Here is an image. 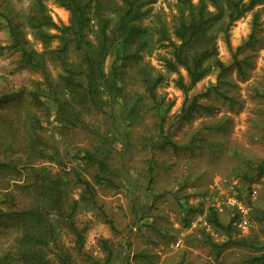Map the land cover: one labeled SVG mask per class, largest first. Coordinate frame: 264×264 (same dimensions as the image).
Returning <instances> with one entry per match:
<instances>
[{
	"label": "rangeland",
	"instance_id": "rangeland-1",
	"mask_svg": "<svg viewBox=\"0 0 264 264\" xmlns=\"http://www.w3.org/2000/svg\"><path fill=\"white\" fill-rule=\"evenodd\" d=\"M38 1L0 0V115L12 125L19 115L34 111L25 98L17 95L21 90L34 89L37 82L43 81V76L39 71L24 67L20 53L9 49L12 42L8 21L22 31L30 47L44 52V45L36 39L27 22ZM41 1L55 23L69 25L71 14L57 0ZM114 1L121 3V0ZM199 1L193 0V3L197 5ZM176 6V0H152L144 8L142 26L155 34L150 36V46L142 55L155 74L164 76L157 95L164 100L165 131L180 145L191 143L192 150L176 154L152 148V142L146 139L159 132V117L150 108L149 100L144 101L147 109L133 124L129 140L121 144L106 117L120 113L121 106L105 94L108 102L105 112L93 110L85 115L84 122L91 130L62 128L55 122V116L50 117L44 141L48 148L61 152L68 169L64 173L60 165L47 160L40 161L39 165L50 168L53 174L61 171L66 174L70 182L67 191L72 198L79 199L83 189L75 184L76 172L92 181L97 168L75 162L71 155L78 149L93 150L105 137L111 140L112 165L125 177L121 181L122 188L94 185L98 204L114 222L116 230L106 224L97 209L89 210L81 204L76 216L79 228L87 229L85 253L96 259L105 258L101 241L107 240L126 257L128 264L187 261L190 264H246L262 254L256 249L264 247V177H255L256 167L264 162V0L235 22L227 33L219 26L213 28L211 34L217 37L219 59L231 69L222 78L218 69H212L188 94L177 84L183 78L189 85L186 71L180 69L179 73H172L166 69L164 59H171L173 49L168 42L160 40L154 29L160 23L165 24L175 39ZM96 24L91 21L92 28H96ZM92 34L89 33V37ZM58 45L55 40L51 49ZM114 60V56L108 58L106 72L110 71ZM236 61L240 62L241 70ZM47 71L53 79L63 74L60 66L52 62L48 63ZM126 71L135 74L129 68ZM130 91L142 95L144 90L132 82L126 92ZM5 97L8 100L2 101ZM195 97L200 108L190 121L179 122L182 109ZM5 126H0L3 131H6ZM69 151L71 154L65 155ZM0 160L3 157L0 156ZM153 161L155 175L152 178L149 167ZM26 177L27 166L0 168V193L13 192ZM134 204L146 208L148 214L133 215ZM239 206L246 209V214L240 213ZM210 207L219 211L225 225L236 217L233 239L247 240L256 249L230 246L217 255L212 244L222 245L229 240L207 223ZM243 217L248 222L245 229L235 225ZM11 234L0 235V247L8 242ZM71 240L67 235L64 242L72 246ZM142 251L153 256L136 260L135 255ZM75 259L76 264H85V257L77 253Z\"/></svg>",
	"mask_w": 264,
	"mask_h": 264
},
{
	"label": "trees",
	"instance_id": "trees-1",
	"mask_svg": "<svg viewBox=\"0 0 264 264\" xmlns=\"http://www.w3.org/2000/svg\"><path fill=\"white\" fill-rule=\"evenodd\" d=\"M57 1L70 12L69 25L59 26L55 23L41 0L27 18L36 39L44 45V52L30 47L22 31L8 21L12 42L9 49L20 53L24 67L41 72L43 81L37 82L34 89L21 90L17 95L25 98L34 111L19 115L13 125L0 115V126L7 127L6 131L0 127V156L3 157L0 168L18 169L20 165L27 166L25 182L17 184L13 192L5 190V193H0V235L12 233L8 242L0 247V264H76L75 253L85 257V264H128L126 257L107 240L101 241L105 258L99 260L86 254L87 229L79 228L76 222L82 204L86 209H97L106 224L113 231L116 230L114 222L98 204L94 185L122 188L121 181L125 177L112 165L111 140L105 137L93 150L78 149L71 155L75 162L97 168L92 181L76 172L75 184L81 186L83 192L79 199H74L67 191L70 182L65 178L66 174L62 173L67 171L68 166L61 152L53 147L48 148L44 141V132L48 131L47 125L51 124L50 117L55 116V122L62 128L91 130L84 122L85 115L93 110L105 112L104 107L108 102L104 95L108 94L113 102L121 106L120 113H110L106 117L115 132L114 136H119L122 144L129 140L133 124L147 109L144 101L149 100L150 108L159 117V132L146 139L152 142V148L171 150L178 154L191 151L192 144L180 145L171 138L169 131H165L166 117L162 114L166 113L163 109L164 100H160L157 95L164 76L155 74L154 68L145 62L142 55L150 46V36L155 34L141 23L145 15L144 8L152 0H121V3L114 0ZM176 2L178 15L174 28L175 39L165 24L160 23L154 29L160 40L168 42V46L173 49L171 59H164L166 69L172 73H179L180 69L186 71L189 85L184 83L183 78L177 84L188 94L212 69L220 71V78L231 69L219 59L217 37L211 34L213 28L219 26L221 31L227 33L235 22L261 0H200L197 5L193 0ZM91 21H96V28H92ZM53 30L56 33L51 34ZM91 32L93 34L89 37ZM55 40L59 45L51 49ZM110 56H114L115 60L110 71L106 72V62ZM49 62L58 64L62 69L63 74L58 79L49 75ZM236 62L241 70L240 62ZM127 68L134 70L136 75L126 71ZM132 82L143 88L142 95L136 91L126 92ZM5 100L8 98L2 99ZM199 108L195 97L182 109L179 122L190 121ZM68 154L71 152L65 155ZM45 160L60 165L62 171L53 174L50 168L40 166L39 162ZM154 166L155 161L149 167L152 178L155 175ZM255 177H264V162L256 167ZM132 213L135 216L148 214L146 208H138L136 204L132 206ZM235 220L236 217L225 225L219 211L209 208L207 223L229 240L222 245L212 244L217 255L230 246L256 249L247 240L238 242L233 239ZM67 235L72 237V246L64 242ZM256 250L262 254L252 257L246 264H264V247ZM151 256L147 251H142L135 258L148 259ZM182 264L190 263L187 261Z\"/></svg>",
	"mask_w": 264,
	"mask_h": 264
},
{
	"label": "built area",
	"instance_id": "built-area-1",
	"mask_svg": "<svg viewBox=\"0 0 264 264\" xmlns=\"http://www.w3.org/2000/svg\"><path fill=\"white\" fill-rule=\"evenodd\" d=\"M238 210L240 211V213H242V214H246V209H245L244 207L239 206V207H238ZM236 222H239V224L236 223ZM236 222H235V225L240 226L241 228H244V229H245V228L248 227V222H247V220L245 219V217L241 218L240 221H236Z\"/></svg>",
	"mask_w": 264,
	"mask_h": 264
}]
</instances>
